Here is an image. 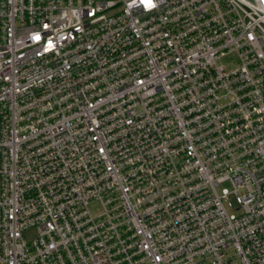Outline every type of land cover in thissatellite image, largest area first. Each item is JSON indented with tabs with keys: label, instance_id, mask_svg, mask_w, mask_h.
Here are the masks:
<instances>
[{
	"label": "built area",
	"instance_id": "obj_1",
	"mask_svg": "<svg viewBox=\"0 0 264 264\" xmlns=\"http://www.w3.org/2000/svg\"><path fill=\"white\" fill-rule=\"evenodd\" d=\"M0 264H264V0H0Z\"/></svg>",
	"mask_w": 264,
	"mask_h": 264
},
{
	"label": "rangeland",
	"instance_id": "obj_2",
	"mask_svg": "<svg viewBox=\"0 0 264 264\" xmlns=\"http://www.w3.org/2000/svg\"><path fill=\"white\" fill-rule=\"evenodd\" d=\"M221 188H228V186L224 185V186H222ZM33 236H34V230H33V229L28 230V231H26V232L24 233V238H25V239H30V238H32Z\"/></svg>",
	"mask_w": 264,
	"mask_h": 264
},
{
	"label": "clouds",
	"instance_id": "obj_3",
	"mask_svg": "<svg viewBox=\"0 0 264 264\" xmlns=\"http://www.w3.org/2000/svg\"><path fill=\"white\" fill-rule=\"evenodd\" d=\"M152 5H149V7H151Z\"/></svg>",
	"mask_w": 264,
	"mask_h": 264
}]
</instances>
